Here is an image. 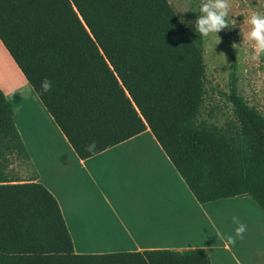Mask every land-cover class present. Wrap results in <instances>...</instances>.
<instances>
[{"label": "trees", "instance_id": "16d2710c", "mask_svg": "<svg viewBox=\"0 0 264 264\" xmlns=\"http://www.w3.org/2000/svg\"><path fill=\"white\" fill-rule=\"evenodd\" d=\"M0 42L79 157L149 129L200 204L249 197L264 212V113L234 62V119H201L203 37L168 0H0ZM15 161L30 164L0 89V264H212L201 248L77 254L57 199L12 176Z\"/></svg>", "mask_w": 264, "mask_h": 264}, {"label": "crops", "instance_id": "0c3cea01", "mask_svg": "<svg viewBox=\"0 0 264 264\" xmlns=\"http://www.w3.org/2000/svg\"><path fill=\"white\" fill-rule=\"evenodd\" d=\"M0 49L13 68L14 79L0 76V89L29 155L28 181L43 184L57 199L77 254L214 247L197 236L214 240L205 209L210 203L197 201L149 129L93 157H79L33 88V95L22 94L30 84L1 42ZM232 199L243 198L220 202ZM222 246L231 250L227 242Z\"/></svg>", "mask_w": 264, "mask_h": 264}, {"label": "rangeland", "instance_id": "374dc122", "mask_svg": "<svg viewBox=\"0 0 264 264\" xmlns=\"http://www.w3.org/2000/svg\"><path fill=\"white\" fill-rule=\"evenodd\" d=\"M168 1L192 32L200 4L205 0ZM228 5V26L220 29L217 34L203 37L207 94L201 119L220 127L234 119L233 106L228 101L230 74L234 62L238 92L250 106L264 113V53L253 58L254 42L247 39L251 28L248 18L252 13L264 15V0H228ZM0 66L3 68L0 71L1 78L4 79V72L14 79L10 72L13 68L1 49ZM9 171L20 180L33 178V170L26 161H15ZM205 207L215 226L214 240L200 234L197 236L200 244L214 246L207 250L212 264H264V212L251 198L211 202ZM232 216H237L246 225V231L242 239L229 241L227 237L234 236L237 226L233 223ZM223 242H227L231 250L223 247Z\"/></svg>", "mask_w": 264, "mask_h": 264}, {"label": "clouds", "instance_id": "9594fccd", "mask_svg": "<svg viewBox=\"0 0 264 264\" xmlns=\"http://www.w3.org/2000/svg\"><path fill=\"white\" fill-rule=\"evenodd\" d=\"M228 9V0H205V2L200 4L199 15L194 21V31L202 37L217 34L220 29L228 26ZM248 23L251 25V28L247 33V39L254 42L253 58H256L258 54L264 53V15L252 13L248 18ZM51 88L52 82L48 78H44L40 84L41 93H47ZM22 94L26 98L33 95L31 86L25 88ZM94 149L95 142L87 145V151L93 152ZM232 221L237 226L234 229V236L229 235L227 237L228 240L242 239L246 231V225L237 216H232Z\"/></svg>", "mask_w": 264, "mask_h": 264}]
</instances>
